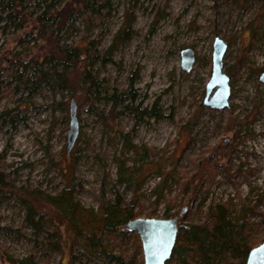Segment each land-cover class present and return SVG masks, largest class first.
<instances>
[{"label": "rangeland", "instance_id": "1", "mask_svg": "<svg viewBox=\"0 0 264 264\" xmlns=\"http://www.w3.org/2000/svg\"><path fill=\"white\" fill-rule=\"evenodd\" d=\"M66 1L25 0L22 12L14 13L0 0V175L11 187L0 191V264H117L109 256L118 255L143 263L140 241L129 236L133 232H100L92 240L86 230L74 233L60 220L44 201L68 182L74 201L94 212L103 199L135 201L138 217L179 214V223L189 224L209 220L217 204L226 206L236 224H245L247 241L259 244L264 0H107L99 14L86 9L83 16L65 18L58 30L57 12ZM127 21L131 29L120 35L124 40L108 59L83 60L80 70L89 83H79L78 71H68L67 90L52 82L37 84L40 70L53 66L40 57L43 31H52L62 45L80 43L99 52ZM216 36L227 44L223 71L230 85L228 106L221 110L202 103ZM184 48L195 55L189 72L180 67ZM71 100L79 132L67 155ZM125 140L147 148L146 161L160 166L143 163L144 173L133 185L119 180L142 163L125 151ZM197 161L207 162L208 174L196 195L183 198L177 195L180 183ZM31 193L39 199H29ZM28 199L38 211L33 222L27 219ZM184 259L183 264L197 263L194 255ZM165 264L182 263L172 255Z\"/></svg>", "mask_w": 264, "mask_h": 264}, {"label": "trees", "instance_id": "2", "mask_svg": "<svg viewBox=\"0 0 264 264\" xmlns=\"http://www.w3.org/2000/svg\"><path fill=\"white\" fill-rule=\"evenodd\" d=\"M2 1L5 2L6 6L10 8L12 7L14 13H21V4L25 0ZM106 4L107 0H71V3L68 0L57 12L61 19L56 28L58 30L61 29L65 23V18L67 17L72 15L83 16L86 9L90 11V15H97L100 13L101 9L106 7ZM10 16L15 17L13 12L9 14V17ZM127 22L128 24L126 27L119 29L111 45L105 51L99 52L80 43L69 46L62 45L57 37L55 38V36H52V31H43L44 43L40 45V57L41 59H45L50 66L52 64L53 66H51V69L49 68L46 73L44 70H40L37 84L42 81L52 82L53 86L58 85L60 88L67 90L69 84H71L70 76H67L66 73L68 71H78V82L84 84L87 83L88 74L83 73V68L80 70L83 60H85L86 57H97L100 60L108 59L112 52L117 49L121 41L124 40V37H121L120 35L125 36L127 31L131 29L130 22ZM56 68L59 69V72L56 71ZM90 86H96V82L94 80L91 81ZM147 115L150 116L151 112H147ZM123 148L125 151H131L134 153L139 159H141L142 163L136 168H133L132 172V168L129 169L130 171L128 170L127 176L123 177V175L119 180L127 181L128 184L133 185L137 183V178L144 173V164H147L148 166L156 165L157 168L160 167L157 161H146L149 150L144 146H136L135 144H132L130 140H125ZM208 166L207 162L204 161L195 162L194 172L186 179V181L180 183L177 195L181 194V196L183 195V198H186V194H191L192 196L196 195L200 191L201 180L208 174ZM170 173V171L165 173L163 182L169 178ZM71 186L72 184L68 182L59 194L52 197L49 196L44 202L47 203L48 207L55 211V213L61 218L60 220L64 221L74 233L78 234L82 230H86L89 234V239L92 240L96 239L97 233L100 232L113 236L125 235L128 231L124 228V224L130 219L138 217L137 212L134 210L137 205L135 201L128 204H122L118 199L114 202H109L108 200L104 201L102 198L103 201L96 212L85 209L78 202L74 201ZM0 191H11V187L4 184L1 175ZM31 195L32 197L30 196L29 199L34 201L39 199V197L33 195V193H31ZM29 199L27 200V219L30 220V222H33L32 219L38 211L36 204ZM191 201L192 198L187 199V203L190 204ZM179 221L180 218L177 222V240L182 241V243L177 245L176 240L172 255H175L176 259H180L182 264L185 262L184 256L188 255H194L196 257V264H221V260H224L222 264H244L248 251L258 244L247 241L245 224H236L235 221L230 218L226 206L217 204L214 207H211L209 220L207 221L189 224H180ZM258 225L259 224L255 226ZM3 229L8 233L9 230H7V228H2V230ZM58 235L59 234H56V237ZM129 236L134 237L137 243L139 242L136 233H131ZM109 257L114 259L117 264H137V262L134 261V256L131 259H125L120 255Z\"/></svg>", "mask_w": 264, "mask_h": 264}, {"label": "water", "instance_id": "3", "mask_svg": "<svg viewBox=\"0 0 264 264\" xmlns=\"http://www.w3.org/2000/svg\"><path fill=\"white\" fill-rule=\"evenodd\" d=\"M210 57V75L205 83L203 105L221 110L228 106L230 94L229 77L223 71V57L227 50V44L218 36L213 38ZM195 62L194 51L184 48L180 51V67L185 72L191 71ZM259 81L264 83V72L260 74ZM79 132L76 118V107L71 100L69 104V125L66 135V154L72 149ZM181 208L180 213L186 211ZM180 215H172L167 218L136 217L124 224L128 232L138 235L142 264H165L172 255V250L177 240V222ZM244 264H264V238L251 248L245 258Z\"/></svg>", "mask_w": 264, "mask_h": 264}]
</instances>
